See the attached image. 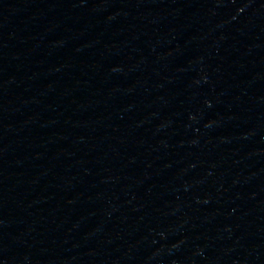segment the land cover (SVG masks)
Segmentation results:
<instances>
[{"label":"water","instance_id":"water-1","mask_svg":"<svg viewBox=\"0 0 264 264\" xmlns=\"http://www.w3.org/2000/svg\"><path fill=\"white\" fill-rule=\"evenodd\" d=\"M0 264H264V0H0Z\"/></svg>","mask_w":264,"mask_h":264}]
</instances>
